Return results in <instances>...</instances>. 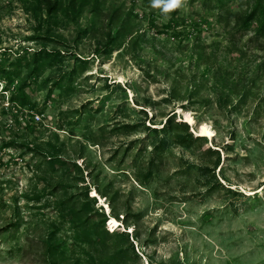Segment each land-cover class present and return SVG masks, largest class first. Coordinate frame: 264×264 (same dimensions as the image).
<instances>
[{
    "label": "rangeland",
    "instance_id": "374dc122",
    "mask_svg": "<svg viewBox=\"0 0 264 264\" xmlns=\"http://www.w3.org/2000/svg\"><path fill=\"white\" fill-rule=\"evenodd\" d=\"M255 2L0 0V264H264Z\"/></svg>",
    "mask_w": 264,
    "mask_h": 264
},
{
    "label": "trees",
    "instance_id": "16d2710c",
    "mask_svg": "<svg viewBox=\"0 0 264 264\" xmlns=\"http://www.w3.org/2000/svg\"><path fill=\"white\" fill-rule=\"evenodd\" d=\"M39 5L43 4L42 0H39ZM44 1V0H43ZM194 1V0H193ZM226 0H203V3L205 5L216 3L218 6H225ZM46 6L48 8V11L51 14L58 13L59 11L67 12L70 9L76 10H82L86 5L89 4V0H71V3L69 6L65 7L63 0H45ZM180 5L176 7V10H178ZM232 15V20L235 22V29L237 32L241 34H245L248 31L254 29L256 33V38L264 37V0H256L253 8L248 12H229ZM231 19L228 20V23L231 21ZM50 54H54V56H60L61 51H51L47 48H42L38 51H36L33 55L34 62L33 64H39L41 61V57H44V55L48 56ZM23 56L20 55L16 59L15 62H12V65L16 66H23L24 60ZM28 66H31V62H27ZM4 73L7 74V84L13 83L15 75H17V71L14 69H3ZM11 100L15 105L22 106L26 105L27 103L31 102V98L28 95L26 91V83L24 82L21 84L18 88H13L12 90V96ZM169 145L166 144V146ZM50 160H53L50 159Z\"/></svg>",
    "mask_w": 264,
    "mask_h": 264
},
{
    "label": "bare ground",
    "instance_id": "6f19581e",
    "mask_svg": "<svg viewBox=\"0 0 264 264\" xmlns=\"http://www.w3.org/2000/svg\"><path fill=\"white\" fill-rule=\"evenodd\" d=\"M188 120L190 122H193V118L191 116L188 117ZM201 132H202V135H204L206 137H212L214 135V130L207 124L203 125V127L201 128ZM117 222H118V220L115 217H112L111 223L117 224Z\"/></svg>",
    "mask_w": 264,
    "mask_h": 264
},
{
    "label": "clouds",
    "instance_id": "9594fccd",
    "mask_svg": "<svg viewBox=\"0 0 264 264\" xmlns=\"http://www.w3.org/2000/svg\"><path fill=\"white\" fill-rule=\"evenodd\" d=\"M181 3V0H173L172 5H170V7H178Z\"/></svg>",
    "mask_w": 264,
    "mask_h": 264
}]
</instances>
